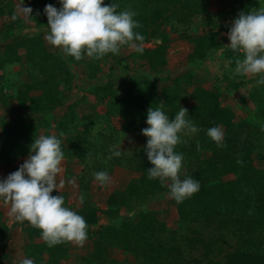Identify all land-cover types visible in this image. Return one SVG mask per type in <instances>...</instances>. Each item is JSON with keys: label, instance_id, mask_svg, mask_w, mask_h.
Wrapping results in <instances>:
<instances>
[{"label": "trees", "instance_id": "obj_1", "mask_svg": "<svg viewBox=\"0 0 264 264\" xmlns=\"http://www.w3.org/2000/svg\"><path fill=\"white\" fill-rule=\"evenodd\" d=\"M114 2L117 11L137 13L135 31L144 37L143 53L123 46L122 56L76 61L45 41L44 8L60 7L59 0H0V71L16 64L32 77L14 93L0 83L1 173L6 178L18 170L39 136H57L64 152L58 175L63 174L67 190L52 195H62L65 206L88 225L82 245L48 247L39 229L27 221L8 223L0 206V264H19L24 258L34 264H264V86L256 84V76L233 74L243 54L227 46L232 21L241 12L264 8V0ZM219 2L225 7L218 12ZM18 4L31 9V26L20 28ZM153 43L154 48L146 47ZM175 43L176 56L189 66L184 72L170 66ZM206 62L223 72L214 71L212 80L200 76L197 69ZM123 63L138 71L115 82ZM121 82L125 86L119 91ZM233 92L247 99L248 108L238 112L231 107ZM88 97L93 111L84 108ZM161 104L170 118L180 106L186 108L198 129L194 138H182L176 151L184 157L180 178L198 180L200 190L179 204L172 199L167 207L160 205L167 184L147 178L152 167L143 150L147 138L139 146L121 145L122 155L108 159L112 146L120 145L114 121H120L127 137L141 125L148 127L149 107ZM99 105L105 112L97 111ZM213 126L224 133L220 147L206 135ZM97 171L127 172L130 178L123 190L96 203L90 195L105 186L94 179ZM79 191L83 204L71 201ZM167 211L173 213L170 218ZM14 231L28 241L11 257Z\"/></svg>", "mask_w": 264, "mask_h": 264}, {"label": "clouds", "instance_id": "obj_2", "mask_svg": "<svg viewBox=\"0 0 264 264\" xmlns=\"http://www.w3.org/2000/svg\"><path fill=\"white\" fill-rule=\"evenodd\" d=\"M59 9L52 4L44 8L47 16L46 41L60 49L65 56L80 61L84 57L100 60L108 54L118 55L123 46L143 53V35L135 31L139 21L133 10L117 11L119 5L112 0H59ZM29 13L31 9L27 8ZM227 37V45L243 58L235 62L236 76H256V84L264 86V8L241 12L235 18ZM188 110L184 107L170 118L163 105L149 107L146 114L148 127L142 129L147 138L144 152L152 167L148 169L149 180L159 179L167 184L168 195L176 203H182L200 190V182L192 177L181 179L183 154L176 151L183 142V135L197 132ZM206 135L222 146L224 133L219 126L210 127ZM62 141L55 135H41L30 146V155L18 170L0 179V199L10 202V215L17 222L27 221L40 230L41 239L48 245L74 242L82 245L87 239V222L76 211L65 206L59 191L56 176L60 171L64 152ZM111 155H122L121 145L110 149ZM94 179L107 185L111 177L107 171H97ZM84 203V197H80ZM19 264H34L24 258Z\"/></svg>", "mask_w": 264, "mask_h": 264}, {"label": "rangeland", "instance_id": "obj_3", "mask_svg": "<svg viewBox=\"0 0 264 264\" xmlns=\"http://www.w3.org/2000/svg\"><path fill=\"white\" fill-rule=\"evenodd\" d=\"M224 7H225V4L223 2H219L218 8H217L218 12L220 10L222 11L224 9ZM57 8L59 9V7H57ZM15 11H16L17 15L22 19V24H21L20 28H25V27L31 26L29 23V19H28V13H27V10H26L24 5H19V4L16 5ZM0 32H2L1 23H0ZM45 41H46V38H45ZM46 43H47V41H46ZM155 46H156V43H153L152 45H146L147 48H154ZM178 48H179V45L176 43L172 46L170 53H171V55H174V57L170 60V66L174 71L183 70L182 72H184V70H186V68H188L189 66L183 63L184 59L182 57H180L178 55L176 56ZM55 49L57 51H60V49H57V48H55ZM125 50L126 49L122 48L121 52L119 53V55H117V57L125 54L126 53ZM60 52L62 53V51H60ZM218 62H219V59L217 60L216 63H218ZM123 66H124V63L121 64V71L119 72L120 75L119 76L115 75V77L113 79V80H115V82H117V80H119V79L120 80L128 79V77L131 73L138 71L137 70L138 68L134 65H131L129 67V69H127V68L125 69V68H123ZM21 68L22 67H19L15 64V65L10 66L9 68H6L5 70L0 71V83H3L4 85L6 84L5 85L6 89L8 88V91H10L11 93L16 92L19 89V87L22 88L24 86V85H20V84H25L24 83L25 81L28 82V81H31V79H32L31 75L27 76V74H25V72H24L25 69L23 70ZM214 71L221 74V72H223V69L220 66H214L213 64L206 62V64L198 67L197 74H199L200 76H204V77L208 78V80H212L211 79L213 77L212 73ZM19 73L23 76H27V79H26V77L20 78L18 76V75H20ZM20 81H22V82H20ZM89 83H91V82H89ZM124 86H125L124 83H122V82L119 83L118 84V90L122 91ZM0 88H1V85H0ZM84 89L87 90L88 88L84 87ZM80 92L81 91H78V95H76V97L73 98L74 100L78 99L79 95L81 94ZM84 93H86V92H84ZM229 94H231V97H230L231 107L234 110L239 112L240 110H243V108H248L247 99L245 101L241 100V96H243L241 93L233 92V93H229ZM90 102H91V100L88 97V100L86 101V104L84 107L86 109V111L91 110V108H92V104H90ZM91 111H93V110H91ZM97 111L100 113L105 112V106L99 105L97 107ZM114 125H115L114 128L116 129V133H115L116 138H119V140H118L119 144L122 146L129 147L132 145H136L135 143H138V146H139V145H142L141 140L146 138L144 135H142V129L145 128L143 125L137 127L135 130L128 133L127 137H124V133H123L124 129L122 128L119 120H115ZM189 137L194 138L195 133L183 135L182 138L188 139ZM21 164H23V162H21ZM117 173L118 174H109V176L111 177V180L107 185L104 186L103 190L99 189L97 191V193L90 195V199L92 201H95L96 203L103 202L105 196H107L110 192H112L114 190H123L126 187L128 181H129V178H130L129 174L127 172H117ZM62 175H63L62 173L59 175L57 174L56 181H57V184L59 186V190H67V188H66L67 186L64 185V178ZM3 178H4V175L1 173V167H0V179H3ZM72 191H73V189H72ZM103 195H105V196H103ZM71 196H72L71 201L73 203L80 204V197L82 196V193H80V191L72 193ZM171 202H172V198H170V196L168 194H166L165 197L163 198V201L160 203V205H161V207H167L171 204ZM0 206H1L2 211L6 210V213H7L6 218L8 219V221L10 223L15 222L14 217H12L10 215V211H11L10 202L4 201ZM1 213L2 212L0 211V214ZM165 214H166V217H169L173 213H171L170 211H167ZM18 223L21 224V222H18ZM169 226L170 227L172 226L171 221L169 222ZM21 228H23V227H21ZM24 228H28L27 223L24 225ZM22 243H23V241L20 239L19 240H12L9 243L8 250L11 254V257H14L16 252L21 251V248L23 246Z\"/></svg>", "mask_w": 264, "mask_h": 264}, {"label": "crops", "instance_id": "obj_4", "mask_svg": "<svg viewBox=\"0 0 264 264\" xmlns=\"http://www.w3.org/2000/svg\"><path fill=\"white\" fill-rule=\"evenodd\" d=\"M8 223H10L9 221H8ZM14 233H17V231H14ZM22 240L23 241V243L22 244H24V242H26V241H28V240H24V238L21 236V234L20 233H17V235L15 236V239L14 240ZM20 249V248H19ZM18 249V250H19ZM17 250V251H18Z\"/></svg>", "mask_w": 264, "mask_h": 264}]
</instances>
